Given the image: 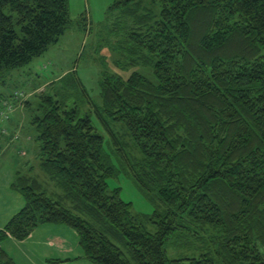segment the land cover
Returning a JSON list of instances; mask_svg holds the SVG:
<instances>
[{
  "label": "trees",
  "instance_id": "1",
  "mask_svg": "<svg viewBox=\"0 0 264 264\" xmlns=\"http://www.w3.org/2000/svg\"><path fill=\"white\" fill-rule=\"evenodd\" d=\"M109 11L127 58L116 66L151 77L104 74L87 113L66 106L65 77L40 98L39 168L62 193L17 174L25 205L0 230V264H14L7 238L46 224L74 230L91 264H264V0H114ZM70 25L67 0H0V82ZM121 172L156 205L145 220L156 232L109 189ZM170 244L196 255L169 257Z\"/></svg>",
  "mask_w": 264,
  "mask_h": 264
},
{
  "label": "rangeland",
  "instance_id": "2",
  "mask_svg": "<svg viewBox=\"0 0 264 264\" xmlns=\"http://www.w3.org/2000/svg\"><path fill=\"white\" fill-rule=\"evenodd\" d=\"M67 1L71 25L65 34L56 44L51 45L42 56L34 58L21 69L10 71L9 76L6 75L1 80L0 97L10 98V102L0 107V111H3L4 107L8 109L3 116L5 119L0 121V126L7 123L13 115L19 114V120H23V132H26L25 135L30 133L33 136L35 130L31 120L39 115L40 98L52 96L54 89L62 91L60 82L64 77L65 87L63 85L64 94L62 96L67 97L66 106L68 108L76 107L83 113H87L93 103L101 104L100 81L104 74H115L126 79L131 72H139L151 77V69L133 67L120 70L116 66L119 61L127 58L120 47L121 40H117V37L110 30L114 28L113 25L116 22L115 16L109 11L114 0ZM73 70L75 73L70 75ZM75 79L79 81L80 85L75 86L73 84ZM7 90H11L10 93H7ZM20 92L27 93L26 99L17 101L12 96ZM92 121L98 132L104 135L95 117H92ZM1 128L0 135L5 134L6 137H9L11 144L18 140V132L11 135ZM31 142L34 147L36 142L34 140ZM10 147L9 151L0 155V172L7 171L11 161H14L13 153L15 154V152L13 148L15 146ZM35 150V152L30 153L28 158L25 157L30 161V166H28L30 172L29 174L25 172L23 176L35 177L42 190L51 198L56 199L57 195H61L62 192L40 170L39 160L36 156L38 147ZM23 166L25 167V165ZM107 183L110 190L119 188L120 198L131 204L133 214L145 224L149 232H156V228L145 221L156 211V205L138 189L135 183L123 172L114 179H108ZM172 247L173 245L170 244L169 257L196 255L194 249H187L181 253L177 248Z\"/></svg>",
  "mask_w": 264,
  "mask_h": 264
},
{
  "label": "crops",
  "instance_id": "3",
  "mask_svg": "<svg viewBox=\"0 0 264 264\" xmlns=\"http://www.w3.org/2000/svg\"><path fill=\"white\" fill-rule=\"evenodd\" d=\"M10 91L6 92L10 93ZM8 102H10V98L0 97V107ZM14 116L0 126L2 130L11 135L17 132L19 135L18 140L13 142L14 144H11L9 137H6L5 134L0 135V155L9 151L10 146H15L13 148L14 161H11L7 171L0 172V230L25 205L23 197L11 186L16 180L17 174L24 175L25 172L29 174L30 161L25 157L28 158L30 153L35 152V148L38 147L36 133L33 136L30 133L25 135L26 132H23L22 126L23 120H19V114ZM32 140L36 142L34 147L31 145ZM21 164L25 167L23 165L20 167ZM1 247L14 264H91L83 256L75 231L64 225H41L25 240L18 241L9 237L1 244Z\"/></svg>",
  "mask_w": 264,
  "mask_h": 264
},
{
  "label": "built area",
  "instance_id": "4",
  "mask_svg": "<svg viewBox=\"0 0 264 264\" xmlns=\"http://www.w3.org/2000/svg\"><path fill=\"white\" fill-rule=\"evenodd\" d=\"M14 98L18 101V100H22V99H26V95L23 93H18L14 96ZM7 108H3V111H0V121L5 119L3 116H5V112L7 111ZM14 139H17L16 137H14Z\"/></svg>",
  "mask_w": 264,
  "mask_h": 264
}]
</instances>
